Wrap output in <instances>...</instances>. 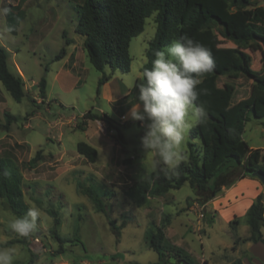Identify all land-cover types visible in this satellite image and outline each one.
Segmentation results:
<instances>
[{
    "label": "rangeland",
    "instance_id": "obj_1",
    "mask_svg": "<svg viewBox=\"0 0 264 264\" xmlns=\"http://www.w3.org/2000/svg\"><path fill=\"white\" fill-rule=\"evenodd\" d=\"M230 1L221 0V11L207 24L216 39L202 32L205 47L234 48L226 37L246 22L247 12L254 6L264 7V0H250L249 7H231ZM82 2L0 0V48L7 52L9 69L22 77L25 92L17 103L0 82L1 123L4 112L18 118L8 131L0 129V159L21 176L22 202L27 208L39 206L43 212L38 219L39 231L28 238L19 237L8 225L25 213L15 214L0 199V248L12 250L14 264H26L30 258L34 264H149L157 262L158 256L148 247L145 234L160 228L168 252L187 256L195 264L232 263L235 239L249 235L246 214L228 223L219 211L206 210L188 182L142 205L127 197L129 187L157 169L153 167L155 157L146 155L140 145L147 121L142 124L126 118L133 104L139 103V90L134 85L142 82L145 51L155 34L154 16L146 20L144 32L130 42V71L106 70L110 78L97 95L102 74L89 62L84 37L76 32ZM8 13L16 17L15 34L9 30ZM62 48L65 56L54 61ZM247 48L252 69L261 70L263 47L253 50L254 44H250ZM42 77L46 80L44 100L37 86ZM125 80L133 86H127ZM221 81L229 80L222 77ZM251 83L242 76L230 83L236 89L232 104L248 95ZM33 110L34 115L25 120ZM86 113L106 115L111 126L85 120ZM243 140L264 152V118H250ZM80 142L96 149L94 163L77 153ZM189 143L202 155L200 141L191 140L188 133L182 146L188 157L184 162L189 160ZM38 151L43 159L29 170L27 163ZM79 186L101 200L104 213L96 211ZM50 212L60 221L57 236L61 242L52 233ZM14 241H26V245Z\"/></svg>",
    "mask_w": 264,
    "mask_h": 264
},
{
    "label": "trees",
    "instance_id": "obj_2",
    "mask_svg": "<svg viewBox=\"0 0 264 264\" xmlns=\"http://www.w3.org/2000/svg\"><path fill=\"white\" fill-rule=\"evenodd\" d=\"M231 7H249L250 0H231ZM221 11V0H83L79 11L77 34L84 37L83 47L93 68L102 74L98 81L97 95L100 87L109 80L106 70L126 74L130 71L132 59L129 55V45L133 38L144 32L145 22L154 16L155 34L148 42L145 51L146 62L141 68L151 67L156 50H163L171 42L181 36H188L202 44V32L210 34L207 24L211 18ZM15 16L7 14L10 22L9 30L16 33ZM216 39V38H215ZM226 39L231 40L234 48L210 49L214 67L203 74L197 86L199 99L196 102L206 111L203 123L189 132L191 140L200 141L202 155L198 154L195 145L188 144L189 160L182 162L177 169L167 174L159 167L144 179L136 182L126 191L127 197L138 205L144 204L149 198L162 197L170 190H178L186 182L206 204L215 193L228 188L243 178L258 179L255 172L264 175V152L262 149H251L243 140L245 124L251 117L264 118V67L252 69V57L246 52L248 45L254 44L253 50L263 47L264 56V7L254 6L247 12L246 22L236 31L231 32ZM218 40V39H217ZM66 45H69L66 42ZM65 56V48L54 57L59 61ZM47 71V70H46ZM242 76L252 81L248 95L232 104L236 89L230 84ZM222 77L229 81L223 83ZM0 82L11 98L20 103L25 97L24 82L20 75L9 69L6 50L0 48ZM39 94L45 98L46 80L38 82ZM34 103V100H31ZM31 111L25 116H33ZM4 122L0 129L8 131L10 125L18 118L9 112L3 113ZM85 120L102 121L111 126L106 115L86 113ZM82 130V127L79 126ZM77 153L87 162L94 163L97 151L87 143L80 142L76 146ZM43 159L40 151L30 159L27 168L33 170ZM259 180V179H258ZM21 176L8 162L0 159V199L12 212L21 215L27 212V206L22 202L20 188ZM93 202L97 212L104 213V207L99 198L91 190L79 186ZM262 195L257 197L246 212V222L249 227V237L244 241L262 243L264 245V206ZM54 228L52 233L57 236L60 221L54 212H50ZM211 224L212 220L207 219ZM116 236L119 233L115 231ZM148 247L157 253L158 261L149 264H176L184 259L195 264L189 257L166 251L164 232L158 228L155 232L145 234ZM26 245V241L12 243ZM30 253V251H28ZM31 254V253H30ZM26 264H34L32 258ZM139 264V263H133ZM233 264H240L239 261Z\"/></svg>",
    "mask_w": 264,
    "mask_h": 264
},
{
    "label": "clouds",
    "instance_id": "obj_3",
    "mask_svg": "<svg viewBox=\"0 0 264 264\" xmlns=\"http://www.w3.org/2000/svg\"><path fill=\"white\" fill-rule=\"evenodd\" d=\"M213 67L210 50L185 35L163 50H156L151 67L142 70V82L134 85L139 90V103L133 104L126 118L142 124L147 121L141 148L146 155L155 157L153 167L165 174L187 160L182 146L190 130L206 118L205 109L196 103L197 86L201 83L199 77ZM125 84L133 86L127 80ZM42 215V209L33 205L25 215L16 217L8 229L28 238L39 231L38 219ZM13 256L11 249L0 248V264H14Z\"/></svg>",
    "mask_w": 264,
    "mask_h": 264
},
{
    "label": "crops",
    "instance_id": "obj_4",
    "mask_svg": "<svg viewBox=\"0 0 264 264\" xmlns=\"http://www.w3.org/2000/svg\"><path fill=\"white\" fill-rule=\"evenodd\" d=\"M261 195H264V185L260 180L243 178L228 188L219 189L213 196V200L204 204V206L206 210L211 207L212 210L224 214L226 221L229 223L238 215L246 214L251 204ZM215 202L217 204H214ZM232 224L236 225L237 223ZM262 233L264 236L263 231ZM248 237L249 235L235 239L233 250L236 258L233 259L232 263L227 264H233L236 261H239L240 264H264V245L260 242L244 241Z\"/></svg>",
    "mask_w": 264,
    "mask_h": 264
},
{
    "label": "water",
    "instance_id": "obj_5",
    "mask_svg": "<svg viewBox=\"0 0 264 264\" xmlns=\"http://www.w3.org/2000/svg\"><path fill=\"white\" fill-rule=\"evenodd\" d=\"M255 175L264 185V175L260 172H255ZM262 201H264V196L262 198ZM176 264H190V263L185 261L184 259H180L176 261Z\"/></svg>",
    "mask_w": 264,
    "mask_h": 264
},
{
    "label": "built area",
    "instance_id": "obj_6",
    "mask_svg": "<svg viewBox=\"0 0 264 264\" xmlns=\"http://www.w3.org/2000/svg\"><path fill=\"white\" fill-rule=\"evenodd\" d=\"M200 216H201V218L204 217V213L202 212V213L200 214ZM36 241H37V240H36Z\"/></svg>",
    "mask_w": 264,
    "mask_h": 264
}]
</instances>
